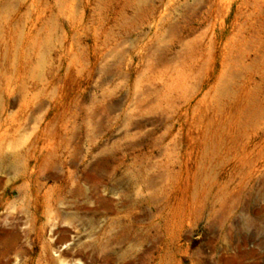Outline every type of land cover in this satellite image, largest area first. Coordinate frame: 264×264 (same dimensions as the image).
Here are the masks:
<instances>
[{"label": "rangeland", "instance_id": "obj_1", "mask_svg": "<svg viewBox=\"0 0 264 264\" xmlns=\"http://www.w3.org/2000/svg\"><path fill=\"white\" fill-rule=\"evenodd\" d=\"M38 183L36 227L91 264H264V0H0V216L28 248Z\"/></svg>", "mask_w": 264, "mask_h": 264}, {"label": "bare ground", "instance_id": "obj_2", "mask_svg": "<svg viewBox=\"0 0 264 264\" xmlns=\"http://www.w3.org/2000/svg\"><path fill=\"white\" fill-rule=\"evenodd\" d=\"M90 176H85L88 182L93 181L92 176ZM43 185L42 183H38L37 185L35 201L37 200L36 202L38 203L35 204L33 209L35 213H33L32 229L33 231L35 230V239L42 241L43 251L46 252V254H48V252H55L56 255H53V257L49 259H44L42 264H91L88 260V245L80 242L79 235L72 238L71 228L64 227L59 229L55 225H50L46 228L45 224L42 223L38 228L36 227L40 218L37 210L40 202L39 191ZM56 186L57 185H54L49 190L51 191ZM45 196L46 194L44 197ZM98 202L99 207L103 208L106 213L111 212L112 201L108 195L105 194L100 196ZM20 225H23V223H17L14 216L4 214L0 216V264H41L40 261L34 263L30 255L36 247V240H33V244L30 248L21 242ZM26 230H28V228ZM45 232L49 234V240L47 242L43 241ZM103 259L105 263H109L111 258L105 256Z\"/></svg>", "mask_w": 264, "mask_h": 264}]
</instances>
